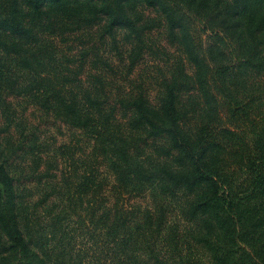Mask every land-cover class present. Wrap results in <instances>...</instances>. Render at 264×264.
Listing matches in <instances>:
<instances>
[{"label":"trees","instance_id":"1","mask_svg":"<svg viewBox=\"0 0 264 264\" xmlns=\"http://www.w3.org/2000/svg\"><path fill=\"white\" fill-rule=\"evenodd\" d=\"M0 264H264V0H0Z\"/></svg>","mask_w":264,"mask_h":264},{"label":"rangeland","instance_id":"2","mask_svg":"<svg viewBox=\"0 0 264 264\" xmlns=\"http://www.w3.org/2000/svg\"><path fill=\"white\" fill-rule=\"evenodd\" d=\"M152 36L157 39L159 42L163 43V35L159 30H156L152 33ZM153 69V63L150 60V58H147L145 60V62L139 67V69L137 71H135L136 75L137 73H139L140 71H147V72H151ZM32 119L40 124L41 129L43 131H47L48 134L52 135V136H56L59 140V142H68L69 141V135L71 134L68 128H64L65 133L64 134H60L58 132L57 126H55L53 124V121L51 119H45L44 117L42 118L40 116V113H36L32 115Z\"/></svg>","mask_w":264,"mask_h":264}]
</instances>
